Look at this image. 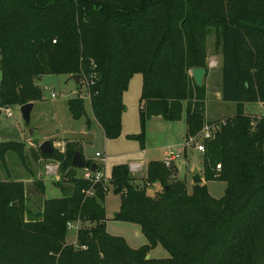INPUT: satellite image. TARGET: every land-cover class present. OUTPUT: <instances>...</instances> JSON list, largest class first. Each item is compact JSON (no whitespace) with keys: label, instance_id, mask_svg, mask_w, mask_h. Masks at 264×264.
Instances as JSON below:
<instances>
[{"label":"trees","instance_id":"1","mask_svg":"<svg viewBox=\"0 0 264 264\" xmlns=\"http://www.w3.org/2000/svg\"><path fill=\"white\" fill-rule=\"evenodd\" d=\"M211 35L222 56V100L237 105L203 156L205 181L226 183L224 196L214 198L206 185L189 192L186 180L158 161L142 179L126 165L112 169L108 184L71 179L79 142L64 155L39 151L61 163L67 187L58 183L63 196L44 199L33 212L23 181L0 180V264H264V118L243 109L264 103V0H0V105L41 101L36 82L44 75L79 76L94 119L106 139L116 140L124 94L141 74V132L134 137L141 149L153 117L185 119V138L195 136L215 122L206 119L205 83L197 86L191 75L198 68L208 75ZM68 108L74 119L86 116L83 98ZM16 143L0 142V159L18 152L28 168L24 144ZM145 184L160 189L150 196ZM111 189L121 199L114 218L139 225L149 244L132 249L107 232ZM78 220L75 247L67 226ZM157 244L169 258L149 257Z\"/></svg>","mask_w":264,"mask_h":264},{"label":"rangeland","instance_id":"2","mask_svg":"<svg viewBox=\"0 0 264 264\" xmlns=\"http://www.w3.org/2000/svg\"><path fill=\"white\" fill-rule=\"evenodd\" d=\"M214 40V35L209 36L207 47L208 49L212 48L214 53H218L214 49ZM212 61L213 59L209 56L208 65ZM212 64V67L211 65L208 66L211 77L205 76L204 78V83L208 86L207 96L209 92L210 98L218 93L217 87L221 82L219 67L214 62ZM36 83L42 90L43 99L36 103L31 114L30 124H27L23 119L21 106H8L12 109V117H6L0 111V142L24 144L23 152H26L25 156L28 162V168H26L19 160L18 152H8L4 163L0 159V180L23 181L27 190L28 206L33 212L40 210L44 199L63 196L57 187L58 183L67 187L60 169L61 163L57 159L40 156L39 148L45 141H50L56 154L62 155H64L70 142H79L86 161H95L97 152L103 154L107 161L106 174L109 178H111V172L115 166L126 165L130 168L131 165L138 164H141L143 168L137 170L136 173L132 172V175L138 179L146 178L147 173L143 175V172H146L150 162L158 161L164 164V160L171 150L180 152L183 149L186 135V123L184 121L169 122L157 118L148 121L145 134V151L141 149L140 142L134 138L141 132L139 112L143 84L141 74H137L131 79L124 95L127 111L123 117L122 135L116 140L106 139L102 127L93 119L85 84L78 88L73 77L69 75H44ZM52 93L55 94V98L52 97ZM79 97L84 100L86 116L74 119L69 112L68 102ZM3 107L6 106L0 105V108ZM205 111L214 113L215 118H221L214 121H220L227 119L233 113L236 114V104L223 100H208L207 98ZM246 113L253 118H264V107L258 103H248ZM88 118L92 121L90 127ZM203 156L204 154L191 148L187 149L182 152L180 161L169 168L173 177L186 180L189 192H192L194 185L191 181L193 175L191 171L196 168L200 176H204ZM49 166H58V168H54L52 172L47 170ZM78 174L79 176L83 175L82 169L78 170ZM36 181L43 185V189L36 184ZM140 184L143 185V183ZM206 184L211 196L216 199L224 196L226 189L224 182L210 181ZM144 186L147 187L150 196H155L160 189L158 184L151 186L145 184ZM120 202V196L114 195L111 189L105 200L107 232L124 238L132 249H139L149 244L139 225L114 218L115 213L119 210ZM75 239L76 230L74 229L68 233L67 240L74 242ZM149 257L167 259L170 255L162 245L157 244L151 249Z\"/></svg>","mask_w":264,"mask_h":264},{"label":"built area","instance_id":"3","mask_svg":"<svg viewBox=\"0 0 264 264\" xmlns=\"http://www.w3.org/2000/svg\"><path fill=\"white\" fill-rule=\"evenodd\" d=\"M210 65H211V67L213 66L212 63ZM90 80H94V75L90 77ZM92 84H93V82H92ZM52 97L55 98L56 97L55 94L52 93ZM0 111L3 112V114L6 117H12L13 116L12 109L9 108L8 106L0 108ZM226 124H227L226 119H223L220 121H215V122H206L199 133H197L195 136H191V137L184 139L185 140L184 146L180 152H177L176 150H171L168 153V156L164 160L165 161L164 165L167 168H171V166L174 165V163H178V161H180L179 159L182 155V152H184L190 148L196 152L204 154L206 152V142L214 139L216 137L217 133ZM253 125H255V122H253ZM263 151H264V145H263ZM96 158L97 159L95 161L100 166V169L95 173L92 172L90 167L82 169L83 175L81 177H83L84 179H86L92 183L105 182L106 184H108L109 177L106 174V162H107L106 158L101 153H96ZM91 162L92 161H90L88 163L90 164ZM54 168H58V166H49V167H47V170L53 172ZM217 168H218V170H220L221 166L218 165ZM131 169L134 173H136L137 170L141 169V164L133 165ZM88 194L93 195V191H89ZM80 227H81V223L78 220L76 222L68 223L67 229H68V232H70L71 230H74V229L76 230V232H78ZM74 245H75V247H77V242Z\"/></svg>","mask_w":264,"mask_h":264},{"label":"water","instance_id":"4","mask_svg":"<svg viewBox=\"0 0 264 264\" xmlns=\"http://www.w3.org/2000/svg\"><path fill=\"white\" fill-rule=\"evenodd\" d=\"M207 74V70L204 68H198V69H193L191 71V75L194 77V80L197 84V86L199 87H203L204 85V78ZM73 80L76 84V86H78L80 84V78L79 76H74ZM21 114L23 116V119L25 120V122L27 124H30L31 122V114L32 111L34 109V103H28L25 105H22L21 107ZM32 133V131H31ZM40 152L41 154H47L50 156H54L56 155L55 150L51 144L50 141H45L41 146H40ZM90 167L92 172H97L100 169V166L96 163V162H91L90 164L84 159L83 155L81 152L77 151L74 154L73 160H72V167L70 168V170L67 172L66 176L68 178H75L78 175V170L79 169H85ZM195 175L193 178V184L194 185H201V183L203 182L202 177L200 176V174L198 173V169L194 170ZM118 215V212L115 213L114 217H116ZM148 258V257H147Z\"/></svg>","mask_w":264,"mask_h":264},{"label":"crops","instance_id":"5","mask_svg":"<svg viewBox=\"0 0 264 264\" xmlns=\"http://www.w3.org/2000/svg\"><path fill=\"white\" fill-rule=\"evenodd\" d=\"M209 50V56L213 59V61H212V63L214 62V63H216L218 66L217 67H219V71H220V73H221V65H222V56L220 55V53H214L211 49H208ZM209 56H208V58H209ZM209 67H210V65H208ZM207 77L208 78H210L211 77V71H208V75H207ZM1 79V78H0ZM221 83H222V74H221V82H220V85H218V93H216V95H214L212 98H210L209 97V92H208V96H207V98H208V100L210 99H212V100H215V101H220V100H222V95H221ZM206 86H207V84H206ZM207 89H208V86H207ZM125 95V94H124ZM36 103L37 102H34V107H35V105H36ZM248 103H245L244 104V106H243V109H244V113L247 115V113H246V105H247ZM258 104H260V105H262L263 107H264V103H258ZM126 106V105H125ZM127 111V108H126V110H125V112ZM236 111H237V105H236ZM125 112H124V114H125ZM124 114H123V117H124ZM235 114L233 113L230 117H232V116H234ZM155 118H157L158 120L159 119H163V118H161V117H153L152 119H150L149 121H151V120H153V119H155ZM206 118H207V120L208 121H214V120H219V119H221V118H215L214 117V113H212V112H210V111H207L206 112ZM229 118V117H228ZM89 119V123H88V125H89V127H90V125L92 124V121H91V119L90 118H88ZM93 119H94V117H93ZM95 120V119H94ZM164 120V119H163ZM96 121V120H95ZM182 121H184L185 122V119H183ZM182 121H179V122H182ZM97 122V121H96ZM186 123V122H185ZM186 130H187V128H186ZM123 131V130H122ZM186 136V135H185ZM6 142H8V141H6ZM145 151V150H144ZM97 153H99V152H97ZM166 156V155H165ZM165 156H164V158H165ZM84 157V156H83ZM163 158V159H164ZM85 159V158H84ZM87 162H90V161H87ZM92 162H96V161H92ZM132 166L133 165H131V167L129 168L130 169V172L132 173L133 171H132ZM178 166H181L180 164L178 165ZM141 168H143V166L141 165ZM196 169V168H195ZM195 169H193L191 172H193V175H192V180H193V178H194V175H195V172H194V170ZM146 172H147V168H146ZM146 172L144 173L143 172V175L144 174H146ZM133 174V173H132ZM77 176H79V174L77 175ZM134 176V175H133ZM135 177V176H134ZM202 177V176H201ZM137 178V177H136ZM202 179H203V182L201 183V185H206L207 186V184H206V182L207 181H205V179H204V177H202ZM191 180V181H192ZM193 182V181H192ZM226 184V183H225ZM208 188V187H207ZM59 198V197H58ZM120 208V207H119ZM119 211V210H118ZM106 212H107V210H106ZM77 242V232H76V239H75V241L74 242H69L68 240H67V243L68 244H75Z\"/></svg>","mask_w":264,"mask_h":264}]
</instances>
